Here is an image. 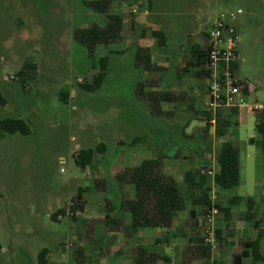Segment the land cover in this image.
I'll return each instance as SVG.
<instances>
[{
    "label": "rangeland",
    "instance_id": "obj_1",
    "mask_svg": "<svg viewBox=\"0 0 264 264\" xmlns=\"http://www.w3.org/2000/svg\"><path fill=\"white\" fill-rule=\"evenodd\" d=\"M85 1L90 0H0V91L15 95L8 99L9 107L0 106V120L19 118L28 121L32 128L30 136L7 135L0 142V218L9 217L11 220L20 215L30 220L31 212L38 210L41 213L39 227L46 228L51 225L46 212L53 209L55 199L61 198L69 203V193L77 191L78 187H89L94 202L98 198L105 205L122 208L127 199L120 196L118 183L111 176L117 165L116 159L125 152L118 145L120 138L128 143L137 137L143 139L142 144L150 141L147 143L150 146L142 145L132 150L137 160L140 159L137 167L151 159L154 153L175 159L187 152L186 167L193 169L194 161L190 158L193 152H198L197 158L203 156L210 162L208 157L214 153L210 148L215 147L217 151L220 146L217 135H210L211 126L204 115L201 116L205 122L203 130L207 129V133L201 137L200 133H195L198 123L189 111L154 117L149 107L137 100L135 91L144 77L135 66L132 51H124L126 45L100 46L89 56L87 50L74 40L77 30L107 23L105 16L85 7ZM259 1L264 3V0ZM208 2L210 6L201 24L204 32L209 30L218 15L228 9L227 2H231L232 9L244 10L243 18L249 23L246 20L249 9L241 1ZM118 8V5L114 6L111 13L119 12ZM130 12L134 14L132 10ZM119 13L123 14L122 10ZM263 25L264 19L260 17L254 25L246 24V29L241 32L240 68L236 78L248 90L253 85L258 92L245 94L247 104L256 103L255 100L264 103ZM130 35L131 32L128 38ZM184 40H173L171 45L178 47ZM117 49L123 50L119 58L114 55ZM106 56L109 57V71L104 86L95 94L80 90L77 84L89 86L99 71L101 58ZM27 61L43 65L55 89L73 88V102L60 101L57 96L46 100L21 91L17 73ZM14 75L16 79L10 80ZM79 78L83 83H76ZM241 110L242 124L228 129L222 141L236 143L243 158L248 140L254 135L256 119L254 113ZM99 144L106 149L102 164L107 175L103 186H98L90 173L83 172L75 163L76 153L87 148L97 150ZM149 147H155L154 151ZM209 165L197 169L203 171ZM254 165L255 162H250L244 170L248 179L244 191L252 190ZM68 222L52 225L57 227L55 232L63 239H70ZM33 232L25 226L17 228L15 224L0 223V242H35L29 246V251L39 254L40 247L49 246L42 243L44 239H33ZM92 235L89 232L84 242ZM236 253L240 254L238 250ZM222 254L220 251L217 258ZM22 260L19 258L20 262Z\"/></svg>",
    "mask_w": 264,
    "mask_h": 264
},
{
    "label": "crops",
    "instance_id": "obj_2",
    "mask_svg": "<svg viewBox=\"0 0 264 264\" xmlns=\"http://www.w3.org/2000/svg\"><path fill=\"white\" fill-rule=\"evenodd\" d=\"M239 1L244 3L249 9L246 15V20L249 23L245 22L243 18L245 12L236 22V27L241 37V32L243 29H246V24L254 25V22L258 18L262 17L264 19V3H261L259 0ZM209 6L208 0H127L118 5L119 12L122 10L123 14L117 12L118 10L115 11V14L124 17V40L121 42L124 46L126 45L124 51H132V55L135 58V66L144 77V81L139 82L138 85L140 83L149 84L146 89L147 92L155 91L186 95L189 98L188 101L177 104H162V109L170 116L174 112L186 113L189 111L192 114V119L198 123L195 133H200L201 137L204 134L203 129L205 128V122L201 116L204 113H209L207 105L210 97L207 68L199 63L202 57L199 53L207 50V32L215 22L209 26L207 32L202 30L203 25L201 24L204 22L206 9ZM227 8L226 11H236L232 9L231 2H227ZM134 9L138 12L136 15L130 12V10ZM129 32H131L130 38H128ZM154 33L160 34L165 44H159L158 40L153 36ZM181 38L185 39L183 44H179L178 47L171 45L173 40ZM139 49L150 54L152 64L156 69L154 72L148 73L137 67L136 56ZM240 52L241 42L238 46V68L237 70L235 69V75L237 76L240 68ZM122 54V49L114 51V55L118 58ZM31 62L38 67L37 77L32 82L27 83L25 90L21 88V91L31 94L33 97H41L46 100L57 96L60 101L73 102L75 95L73 88L71 90L55 89L51 80L52 78H50V74L47 73L46 68L39 63ZM117 65V69L120 71V66L119 64ZM22 67L23 65L18 71ZM76 83L83 82L79 78ZM150 83H153L152 87H150ZM81 86L85 87V84H77L78 88ZM245 89L246 95L258 94L257 89L253 85L249 90L248 88ZM80 90L82 89L80 88ZM8 92L10 93V91ZM9 93L4 94L1 92L3 99L6 101V106L2 108H7L11 105L8 99H13L15 95L12 94V96ZM254 102L258 103L257 100ZM259 104L264 105V103ZM119 105L121 106L122 103L119 102ZM228 111H222L221 113H227ZM241 112L242 110H239L240 116ZM253 115L256 119L255 131L253 137L248 140V147L245 150L244 157L242 158L240 154V186L235 189L236 192L234 194L233 190L232 192H227L220 189L215 181L206 174L211 169H214L216 173L218 172V164L213 161L211 162V158L216 156L217 151L215 147L210 148L211 151H214L208 157L210 162L203 156L197 158L198 152H193L190 157L194 161L193 169L186 167L187 152L180 154L175 159L162 157L163 173L177 181L188 202L187 209L177 213L166 228L141 229L132 236H126L123 230L108 231L105 227V231L104 226L107 217L120 219L126 227L130 226L131 219L129 213L123 206L120 209L110 207L102 201L101 203L98 198L94 202V199H92L93 195L91 196V189L85 191L87 187H78L77 191L69 193V203L61 198L55 199L53 209L46 212L47 218L51 222V225L46 228L39 227L41 213L38 210L31 212L30 220L20 215L18 218L11 220L9 217L0 218L1 224H15L17 228L24 226L30 228V230L34 231L32 234L33 239H44L45 242L42 243L45 246H49L40 247L39 254L34 253V251L31 254L29 246L35 242H5V244L0 242V264H17L18 262L19 264H40L39 255L44 250L49 252L43 258L45 264H134L135 249L138 247H143L150 254L159 255L164 258L163 261H158L157 264H184L187 247H199L205 242L204 214L207 208L204 209L192 203L193 200H198L200 196V189L196 186L199 180L195 181L193 190H189L187 184L184 182L186 174H196L198 172L208 179L211 204L226 209L229 202L234 198L240 199V202L231 208L229 220L226 219L225 213L220 211L214 224L219 246L212 252L210 259L197 260L194 264H234V258L237 257L240 258L241 264H264V261L256 263L252 250L247 247V244H251L258 239L260 230L264 231V151L262 137L256 129L264 112ZM241 122V118H239V123L242 124ZM216 129L217 126L211 127L210 135L212 133L216 134ZM223 139H220V145L223 142H230L222 141ZM149 142L145 141L143 144L130 146L127 141L120 138L118 145L125 152L116 159L117 165L112 170L111 176L116 180L126 170L136 168L137 162L140 159L138 158L137 160L132 154V150L142 145H147ZM231 143L237 146L233 141ZM154 148L149 147L153 151ZM87 149H94L96 154L92 166L83 172H89L94 181H104L107 171L102 162L106 149L102 144L97 145V150L95 148ZM156 156L159 158V154L154 153L153 157L149 160H157ZM250 162H255V173L252 178V190L248 192L244 191V188L248 184L247 172L244 170L245 168L247 169ZM208 163L210 165L205 170L201 171L197 169L198 166L202 167L203 165H208ZM118 193L128 201L134 200L136 196L135 188L130 184L123 187L118 184ZM79 195H81V202L79 203L83 204L84 210L73 211L72 207L78 203ZM248 199L253 202V213L256 215L259 227L255 226V221L245 219L248 212ZM257 199L259 201H256ZM65 220L69 221L71 229L70 239L69 237L63 239L55 232L57 227L52 226L61 224ZM89 232L93 234L89 237L91 241L87 239V242H84L88 238ZM104 240L109 242H104ZM236 250L240 254H237ZM220 251H223V254L217 258ZM76 252L79 253V257L76 256ZM2 255L6 256L2 257ZM260 255L264 259V238L260 243ZM19 258L23 259L22 262L19 261Z\"/></svg>",
    "mask_w": 264,
    "mask_h": 264
},
{
    "label": "trees",
    "instance_id": "obj_3",
    "mask_svg": "<svg viewBox=\"0 0 264 264\" xmlns=\"http://www.w3.org/2000/svg\"><path fill=\"white\" fill-rule=\"evenodd\" d=\"M127 0H90L85 1L84 6L94 13L103 15L107 19L105 26L92 25L88 29L77 30L74 33V40L83 46L89 56H92L98 46H111L121 43L124 31V17L118 14H112V8ZM153 36L158 40L159 44H165L161 35L154 33ZM202 57L199 63L207 66L208 51L205 50L199 53ZM137 67L143 69L145 72H154L156 69L152 64L150 54L142 49H139L136 56ZM238 65H235L237 70ZM109 71V57H104L99 62V71L94 76L92 84L89 86H81V89L95 94L105 84ZM38 74V67L31 61H27L21 70L17 73L20 78L21 88L26 89V85L36 79ZM149 86L147 83H140L136 88V97L140 102L147 104L154 117L170 116L162 109V104H177L186 102L189 98L183 94L175 93H159L155 91L147 92ZM153 83H150V87ZM0 106L5 107L6 101L0 92ZM206 122L211 121V114L204 113ZM239 123V110H229L227 113H219L217 117L216 135L219 139L225 138L228 129L232 126H237ZM210 125V124H209ZM258 134L262 137L263 151H264V115L260 118L256 126ZM32 133L31 125L28 121L19 118H6L0 120V142L7 135H22L30 136ZM207 133V129L204 130ZM205 141V137L202 138ZM142 138H136L129 143L130 146L142 144ZM96 151L94 149H82L78 155L75 156L76 165L85 171L92 166L95 159ZM216 160L218 164V172L215 176V183L224 191H232L240 186V152L237 146L231 142H223L217 152ZM163 158L159 157L157 160H146L140 166L126 170L123 174L116 178L117 183L123 187L125 185H133L135 188V199L128 201L124 200L123 207L129 213L131 224L126 227L122 220L107 217L105 226L108 231L123 230L126 236H132L141 229H163L166 228L173 220L174 216L188 207V202L184 197L177 181L165 175L162 171ZM199 180L198 186L200 189V196L198 200H193V204L201 208L208 209L211 206L210 189L208 188V179L202 176L201 173H188L184 177V182L187 184L189 190L195 187V181ZM98 186L105 185L104 181H96ZM90 190L87 188L85 191ZM81 202V195L78 196V203L73 207V211H83L84 207ZM240 199L234 198L228 204V208H219V211L225 213L227 220L230 218V210L237 205ZM248 212L245 216L246 220L255 221V226L259 227L256 221V215L253 213V202L247 200ZM264 238V231H259L258 239L247 244L252 250V255L255 262L264 261L260 255V243ZM49 252L44 250L39 255L40 264H45L43 258ZM76 252V256H78ZM186 258L184 264H194L197 260H207L212 256L211 249L203 242L199 247H187ZM79 257V256H78ZM164 258L150 254L145 248L138 247L135 249L134 264H157L158 261H163ZM234 264H241L240 258H234Z\"/></svg>",
    "mask_w": 264,
    "mask_h": 264
},
{
    "label": "built area",
    "instance_id": "obj_4",
    "mask_svg": "<svg viewBox=\"0 0 264 264\" xmlns=\"http://www.w3.org/2000/svg\"><path fill=\"white\" fill-rule=\"evenodd\" d=\"M132 11L134 14L137 13L136 9ZM243 14V10L226 11L220 14L207 34L208 62L206 68L210 97L207 109L211 114V121L209 122L211 127L217 126V117L222 111L247 109L254 114L264 112L263 104L246 103V89L235 75L238 46L241 40L236 22ZM15 79V75L10 78V80ZM214 158L216 159V156L212 157V161L217 163ZM61 163L64 164L65 161H61ZM206 174L215 181L216 172L214 169L207 171ZM219 214V208L213 204L204 214L205 244L210 247L211 253L219 246L214 225Z\"/></svg>",
    "mask_w": 264,
    "mask_h": 264
}]
</instances>
